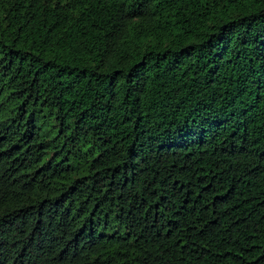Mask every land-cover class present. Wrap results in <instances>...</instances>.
Wrapping results in <instances>:
<instances>
[{"label": "trees", "instance_id": "obj_1", "mask_svg": "<svg viewBox=\"0 0 264 264\" xmlns=\"http://www.w3.org/2000/svg\"><path fill=\"white\" fill-rule=\"evenodd\" d=\"M0 264H264V0H0Z\"/></svg>", "mask_w": 264, "mask_h": 264}]
</instances>
